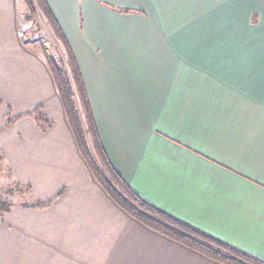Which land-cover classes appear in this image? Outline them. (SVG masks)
<instances>
[{
    "label": "crops",
    "instance_id": "1",
    "mask_svg": "<svg viewBox=\"0 0 264 264\" xmlns=\"http://www.w3.org/2000/svg\"><path fill=\"white\" fill-rule=\"evenodd\" d=\"M45 1L129 188L264 262V0ZM21 3L0 0V152L15 191L0 264H219L135 221L94 180L45 63L23 46ZM37 108L46 131L25 117ZM8 111L19 118L5 128Z\"/></svg>",
    "mask_w": 264,
    "mask_h": 264
},
{
    "label": "trees",
    "instance_id": "2",
    "mask_svg": "<svg viewBox=\"0 0 264 264\" xmlns=\"http://www.w3.org/2000/svg\"><path fill=\"white\" fill-rule=\"evenodd\" d=\"M23 4L29 19H33L35 16L34 6L36 7L63 48L66 57L61 56L54 61L45 56L43 61L52 78L79 152L87 163L94 180L109 198L128 216L143 226L207 259L219 264H264L263 261L160 211L129 188L113 168L105 153L76 58L48 4L45 0H24ZM120 12L127 13L128 11ZM35 27L38 29L36 24ZM25 116L31 117L43 131H46L50 126L49 120L40 108ZM17 118L19 117L13 118L10 121L11 124ZM8 207V201L0 195V213L7 211Z\"/></svg>",
    "mask_w": 264,
    "mask_h": 264
},
{
    "label": "rangeland",
    "instance_id": "3",
    "mask_svg": "<svg viewBox=\"0 0 264 264\" xmlns=\"http://www.w3.org/2000/svg\"><path fill=\"white\" fill-rule=\"evenodd\" d=\"M21 1H22L21 10L18 9L19 15L17 18L19 19L20 30L22 32L20 34L18 31V33L19 35L23 37V46L29 45L27 46L28 47L27 49H32L34 51V54H36L35 56H37V58H39V60H41L43 63L44 61L42 59L43 57L45 58V56L54 61H56L58 57H61V56L64 57L65 55H64L63 48L60 42H58V40L55 38V34L51 31V28L47 24V21L45 20V18L37 11L36 7L34 6V11L36 12L34 14L35 16H33V19H29L25 12L26 8L23 4L24 0H21ZM35 24L38 26L37 27L38 29H36ZM13 118L15 117H12L11 115H9V111H8L6 115V121H5L8 124H5L4 126L5 128H9L11 126L10 121L13 120ZM3 160H5V157L3 153L0 152V162H1L0 164V189L2 193L5 192L4 190L5 188L9 186L11 187L12 185L11 184L12 182L10 181V178L8 176L9 169L7 167V164ZM8 190L10 192H8ZM14 192H15L14 189H7L5 194L8 196V198L6 196H2V197L8 201L9 195L13 194ZM23 193L24 192L21 193L22 197H24L25 195ZM22 199H26V197Z\"/></svg>",
    "mask_w": 264,
    "mask_h": 264
},
{
    "label": "built area",
    "instance_id": "4",
    "mask_svg": "<svg viewBox=\"0 0 264 264\" xmlns=\"http://www.w3.org/2000/svg\"><path fill=\"white\" fill-rule=\"evenodd\" d=\"M18 31H19V33L21 34L22 32H21V30H20V26H19V29H18ZM26 31V30H25Z\"/></svg>",
    "mask_w": 264,
    "mask_h": 264
}]
</instances>
